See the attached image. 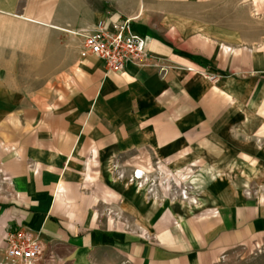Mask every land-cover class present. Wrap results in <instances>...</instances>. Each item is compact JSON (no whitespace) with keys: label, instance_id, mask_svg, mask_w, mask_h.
<instances>
[{"label":"crops","instance_id":"obj_1","mask_svg":"<svg viewBox=\"0 0 264 264\" xmlns=\"http://www.w3.org/2000/svg\"><path fill=\"white\" fill-rule=\"evenodd\" d=\"M187 1L13 0L11 9L19 23L51 30L53 35L50 39L6 35L4 50L29 52V42L37 40L45 52L52 42L60 64L52 72L68 76L53 83L52 92L31 99H15L0 88V140L5 142L0 145V179L10 186L0 192V202L6 203L7 225L77 251H113L138 264H218L239 247L264 240V203L250 202L222 184L205 190L202 205L181 216L176 227L143 233L99 223L93 195L81 189L95 184L108 187L102 175L109 158L130 151L227 152L221 149L220 143L226 141L220 132L212 142L204 138L201 123L232 127L238 116L237 99L233 104L227 100L226 106L233 107L225 120L230 124L221 125L219 114H214L220 99L206 98L212 84L198 71L222 73L220 67L231 62L230 48L221 45L219 36L184 28L188 23L182 24L174 11ZM126 19H132L134 32L147 38L154 60L128 63L116 73L95 57L80 56L79 34ZM18 40L19 47L14 45ZM247 112L239 114L242 135H232L233 145L237 136L252 133V115ZM117 193L116 200L124 201ZM99 197L114 200L107 193L96 200Z\"/></svg>","mask_w":264,"mask_h":264},{"label":"rangeland","instance_id":"obj_2","mask_svg":"<svg viewBox=\"0 0 264 264\" xmlns=\"http://www.w3.org/2000/svg\"><path fill=\"white\" fill-rule=\"evenodd\" d=\"M12 2L0 0V88L15 99H31L38 93L52 92V84H58L68 75L52 72L60 66L52 42L45 52H41L42 42L37 40L29 42V52L19 48L4 50L6 35L20 37L27 33L30 37L34 35V39L43 35L50 39L53 35V31L34 25L25 28L16 20ZM174 12L182 19V24L188 23L185 29L219 36L221 45L230 48L231 62L220 67L222 73L198 71L212 84L213 91L205 94L206 98L220 99L214 114H219L221 125L230 124L225 120L233 107L226 106L227 100L231 99L233 104L237 99L234 103H238V116L232 127L218 129V122H200L206 129L204 138L213 142L211 137L220 132L226 141L220 143L221 149L227 152L158 155L135 150L110 157L106 174L102 175L107 177L104 182L108 179V187L100 184L81 187L83 192L93 195L92 209L99 223L108 222L116 228L140 233L176 227L181 216L202 205L203 192L216 183L226 189L232 187L239 197L250 202L264 203V0H188ZM20 44L18 40L14 45L19 47ZM75 46L77 48V43ZM187 69L197 72L193 67ZM243 103H252V106ZM246 112L252 115V133L237 136L233 145L232 135L235 132L242 135L239 134L242 124L238 121L239 114ZM230 117L234 119L233 115ZM4 143L0 140V145ZM140 169L145 174L138 180L133 174L137 176ZM7 182L0 179V192L9 191ZM117 192L124 196V201L116 200ZM106 193L114 200L103 201L100 197L96 200ZM5 205L0 202V264H26L8 255L6 235L16 228L6 224ZM41 241L44 251L30 264H138L113 251H77L63 243ZM218 264H264V240L239 247Z\"/></svg>","mask_w":264,"mask_h":264},{"label":"built area","instance_id":"obj_3","mask_svg":"<svg viewBox=\"0 0 264 264\" xmlns=\"http://www.w3.org/2000/svg\"><path fill=\"white\" fill-rule=\"evenodd\" d=\"M79 36L83 38L80 56L101 60L110 72L121 73L128 63L143 65L154 60L147 38L134 32L132 19L112 27L100 26L93 33ZM6 246L11 258L26 264L37 261L44 251L40 235L22 227L7 233Z\"/></svg>","mask_w":264,"mask_h":264},{"label":"bare ground","instance_id":"obj_4","mask_svg":"<svg viewBox=\"0 0 264 264\" xmlns=\"http://www.w3.org/2000/svg\"><path fill=\"white\" fill-rule=\"evenodd\" d=\"M144 171H142V170H139L138 172H137V176L135 175V172H134V175H135V178L136 179H138V180H140V179H142L143 177H144ZM134 180V179H133Z\"/></svg>","mask_w":264,"mask_h":264}]
</instances>
